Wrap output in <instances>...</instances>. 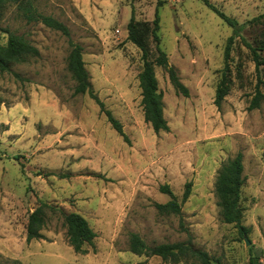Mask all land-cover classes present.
<instances>
[{"label": "rangeland", "instance_id": "1", "mask_svg": "<svg viewBox=\"0 0 264 264\" xmlns=\"http://www.w3.org/2000/svg\"><path fill=\"white\" fill-rule=\"evenodd\" d=\"M36 13L54 16L82 45L94 91L122 123L126 142L89 94H75L68 69L69 38L41 21H28L16 3L0 17V43L9 33L25 36L39 55L0 73V264H173L130 250L137 233L149 246L187 241L215 264H264V0H209L245 23L230 56V91L215 105L233 28L204 0H25ZM160 16V46L188 87L176 92L165 68L155 66L170 130L156 133L144 118L139 74L142 50L129 40L135 18L149 59L158 56L153 38ZM257 18L258 20H254ZM243 153V225L223 221L215 184L221 166ZM69 175L67 177H64ZM192 183L182 217L161 214L157 203L179 201ZM40 200L83 215L97 237L86 254L69 245L61 211H48L44 238L27 241L29 215ZM246 238L250 245L246 244ZM177 264H200L186 260Z\"/></svg>", "mask_w": 264, "mask_h": 264}, {"label": "trees", "instance_id": "2", "mask_svg": "<svg viewBox=\"0 0 264 264\" xmlns=\"http://www.w3.org/2000/svg\"><path fill=\"white\" fill-rule=\"evenodd\" d=\"M204 2L213 9L228 25L233 28V35H231L227 44L225 45V66L222 74V80L217 87L215 105L218 108L222 104L230 91L231 80L228 77L230 72V56L232 45L235 37L241 36V32L245 27V23H239L236 19L231 18L220 11L215 5L211 4L209 0ZM8 3H16L23 11L24 16L28 21H41L47 27L60 31L69 38V45L71 48L68 56V69L76 81L75 94H89L93 98L101 111L106 115L107 120L111 123L114 130L129 142V138L124 131L122 123L113 115V113L106 109L105 103L99 98L94 91L90 73L86 68V63L83 58V47L81 44L74 42L71 39V33L68 26L63 22L54 18V16L42 15L36 13V10L29 1L25 0H0V17L2 16V9ZM264 18L262 14L258 18ZM254 20H258L255 18ZM160 16L156 13L154 19L153 38L157 47L158 56L155 60L149 59V49L146 41L139 35L135 18L132 17L128 25V38L142 50V59L144 61L143 69L139 74V86L142 90V106L144 118L147 123H150L156 133L162 131H169L170 127L168 121L164 116L163 94L159 90L158 79L155 76V66L163 67L167 70L169 79L176 89V92L186 97L190 92L188 87L181 81L177 70L170 64L167 53L160 46ZM253 52L257 68L264 65V58L261 57L259 49L250 46L246 43ZM39 55V50L35 47L25 36L14 33H9L6 44L0 43V73H14L17 77L20 75L13 71L15 64L24 63L29 57ZM259 81L257 90L253 96L249 108L250 110L260 108L264 100V93L259 89ZM1 104V103H0ZM244 160L243 153L239 152L234 158L225 162L218 172L215 192L218 198V205L223 221L234 224L241 234H247L249 229L243 225V208L241 207V191L246 182L244 175ZM66 175L64 177H67ZM161 191L172 197L166 203H157L156 207L161 214H176L180 216V226L185 229L182 217V206L192 192V183H187L182 197L179 201L173 194L169 185L161 187ZM61 211L63 216V225L66 228V235L69 245L76 253L86 254L87 247H93L97 237L95 230L91 227L89 221L81 214L76 212H65L50 203L40 200L39 205L29 215L27 224V241L38 240L44 238L42 230L47 224L48 211ZM130 250L137 255L159 256L167 263L177 264L186 260H196L200 264H215L209 254L199 248H196L189 238L187 241L176 243H163L155 246H149L144 239L137 233L130 235ZM249 264H263L259 261L258 256L251 254Z\"/></svg>", "mask_w": 264, "mask_h": 264}, {"label": "water", "instance_id": "3", "mask_svg": "<svg viewBox=\"0 0 264 264\" xmlns=\"http://www.w3.org/2000/svg\"><path fill=\"white\" fill-rule=\"evenodd\" d=\"M246 244L250 245V241L246 238Z\"/></svg>", "mask_w": 264, "mask_h": 264}]
</instances>
